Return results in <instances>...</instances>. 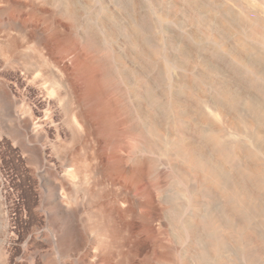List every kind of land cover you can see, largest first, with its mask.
Listing matches in <instances>:
<instances>
[{"label": "rangeland", "instance_id": "obj_1", "mask_svg": "<svg viewBox=\"0 0 264 264\" xmlns=\"http://www.w3.org/2000/svg\"><path fill=\"white\" fill-rule=\"evenodd\" d=\"M0 264H264V0H0Z\"/></svg>", "mask_w": 264, "mask_h": 264}, {"label": "bare ground", "instance_id": "obj_2", "mask_svg": "<svg viewBox=\"0 0 264 264\" xmlns=\"http://www.w3.org/2000/svg\"><path fill=\"white\" fill-rule=\"evenodd\" d=\"M81 70V69H80ZM94 71V70H93ZM94 79V82L96 83L97 81H99V80H95V78H90V81H92ZM85 80V79H84ZM88 81V80H87ZM90 83V82H89ZM91 83H93V82H91ZM90 83V84H91ZM90 84H87V85H90ZM95 85V86H94ZM100 85V84H99ZM99 85H97L96 86V84H93V86L94 87H96V89L94 88V89H92V87H89V88H91L92 90H95V92H97L96 90H98L99 88ZM103 85V84H102ZM89 88H88V90H89ZM98 88V89H97ZM100 88H102V87H100ZM90 89V90H91ZM86 90V89H85ZM91 92V91H90ZM87 93V92H86ZM84 96H86L87 97V94H84ZM93 97L95 96V95H92ZM103 96V95H102ZM88 98H90V97H88ZM104 98V97H103ZM96 99V98H95ZM94 99V100H95ZM94 102V101H93ZM92 103V102H91ZM90 103V104H91ZM88 104V103H87ZM98 104V103H97ZM91 108V107H90ZM95 108V107H94ZM102 108V107H101ZM108 108V107H107ZM107 108H105V109H107ZM95 112H96V114H98V115H100V117L102 118V121H104V123H106L107 124V121H106V119L104 118V116H105V114H104V110L103 109H96L95 110ZM111 122H113V121H111ZM110 122V123H111ZM189 122L192 124V125H195V122H196V120L194 119V118H190L189 119ZM112 125V124H111ZM111 127V126H110ZM101 130V129H100ZM197 131H200L203 135H205V137H207L208 139L209 138H211L210 136L212 135V130H211V128L209 127V126H205V127H202V128H200V127H198V129H196ZM112 132V131H111ZM222 145L223 146H228L227 145V142H223L222 141ZM210 156H208V163L210 164V158H209ZM208 166H210V165H208ZM183 172V173H182ZM179 174H181V176H182V179H183V181L185 182V183H187L188 185H190L193 189L192 190H195V186L197 187V178H196V176H194L193 177V175H192V173H188V172H184V171H182L181 170V172H179ZM197 181V182H196ZM204 192H205V194H210V190L207 188V187H205L204 188Z\"/></svg>", "mask_w": 264, "mask_h": 264}]
</instances>
